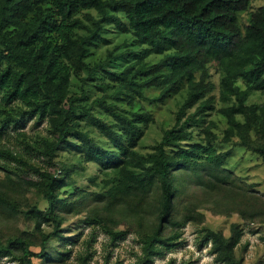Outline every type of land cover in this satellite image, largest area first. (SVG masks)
<instances>
[{
	"label": "trees",
	"instance_id": "trees-1",
	"mask_svg": "<svg viewBox=\"0 0 264 264\" xmlns=\"http://www.w3.org/2000/svg\"><path fill=\"white\" fill-rule=\"evenodd\" d=\"M110 25L131 33L132 42L93 58L109 42ZM152 88L158 93L150 96ZM253 90L264 92V3L0 0V133L16 130L22 146L0 144V157L25 165L6 167L0 177V210L35 221L32 229L1 230L0 256L74 264L64 223L68 213L84 209L85 219L104 227L123 210L137 219L143 250L137 264L174 247L180 226L203 217L196 207L204 201L264 223V196L228 165L233 149L219 147L236 141L264 160V101L249 102ZM169 98L178 102L172 123L141 152L139 142L156 121L145 104ZM212 111L224 128L213 119L205 123ZM26 115L46 119L48 133L19 131ZM62 153L73 159H60ZM82 172L102 189L80 184ZM29 192L48 205L31 204ZM99 201L109 214L94 206ZM205 230L201 241H212L216 261L243 264L235 250L241 231ZM89 256L78 264H88Z\"/></svg>",
	"mask_w": 264,
	"mask_h": 264
},
{
	"label": "rangeland",
	"instance_id": "rangeland-1",
	"mask_svg": "<svg viewBox=\"0 0 264 264\" xmlns=\"http://www.w3.org/2000/svg\"><path fill=\"white\" fill-rule=\"evenodd\" d=\"M263 3L264 0H253V6H259ZM246 20L244 16L243 23ZM108 30L107 36L109 37V42L99 47L93 58L103 56L107 47L112 48L116 44L124 47L132 42L133 36L131 33H120L113 25H110ZM212 72V78L217 83V88L213 93L217 95V105H220L218 101L219 74L214 69H212ZM157 93L158 89L156 88L147 90V94L150 96ZM248 101L257 103L264 101V92L253 90ZM177 104L176 98H169L164 103L145 104L146 108L152 111L156 121L151 124V127L139 142L138 149L141 152L149 151L151 144L160 137L162 129L172 123V110L177 108ZM206 119V124L210 119H213L220 129L226 126L224 118L217 111H212ZM18 130L26 132L28 136L32 137L37 134L43 135L48 133V121L41 119L37 115H26L21 121ZM0 144H6L18 150L22 149L16 130H12V128L4 133H0ZM219 147L233 149L232 156L228 160V165L247 184H253V188L257 194L264 196V160L262 157L240 146L236 141L229 143L220 142ZM59 157L64 160L73 159V156L67 153H62ZM36 158L39 163L44 164L40 157ZM75 158L76 161L81 159L79 156ZM24 166L15 161L0 157V177L5 175L6 167L20 169ZM56 166L53 165L51 169L54 170ZM88 166L90 170L98 169L93 164H88ZM30 174L35 176L33 172H30ZM76 177L84 179L80 181V184L86 185L87 183L91 190L102 189V186L89 185L86 172L77 174ZM198 193V196L201 198V192L199 191ZM28 201L41 208H45L48 205L47 200L35 192L28 193ZM94 206L101 209L102 214H109V207L106 201H99ZM196 211L201 212L203 217L199 221L188 219L180 226L181 237L179 242L170 249L163 248L162 253L154 255L152 260L146 264H222L215 260V254L212 252V241L210 239L206 240V242L201 241L206 228L221 231L226 236L237 235L241 231L235 250L243 258V264H264L263 222H256L238 211L228 209L225 205L215 204L211 200L198 203ZM86 215L87 209L82 210L80 213H68L69 219L64 223L65 226L71 228L68 233H70L69 238L72 241H69L67 245V247L72 249L70 262L78 264L80 256L89 253L88 264L138 263L139 258L143 255V250L139 239L140 226L137 225V219H134L130 213L123 210L112 217L111 220L113 221L109 220L111 223L104 227L97 221L85 219ZM34 224V219L27 218L24 213L12 214V212L10 213L7 210H0V231H15L21 228L32 229ZM109 226H112L115 232L120 233L115 237L112 230L108 229ZM46 227L47 230L51 229L49 225ZM52 243L55 245L58 242L53 239ZM51 251L53 252L52 249ZM0 264H22V262L12 254H4L0 256Z\"/></svg>",
	"mask_w": 264,
	"mask_h": 264
}]
</instances>
